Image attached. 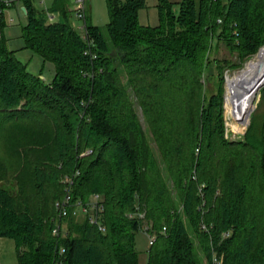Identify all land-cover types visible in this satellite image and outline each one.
Returning a JSON list of instances; mask_svg holds the SVG:
<instances>
[{"label":"trees","instance_id":"16d2710c","mask_svg":"<svg viewBox=\"0 0 264 264\" xmlns=\"http://www.w3.org/2000/svg\"><path fill=\"white\" fill-rule=\"evenodd\" d=\"M106 2L109 23L92 26L87 14L82 32L67 0L43 10L31 0L0 5L2 28L4 11L21 3L25 47L55 66L43 82L1 36L0 134L23 121L52 128V166L33 167L36 187L54 203L69 189L75 205L97 206L96 224L68 217L57 238L54 205L46 219L43 197L38 208L0 185V237L14 241L18 264H54L60 247L63 264H139L138 230L155 235L146 264H211L213 255L264 264V118L228 141L223 88L206 97L201 83L212 35L242 60L218 70L240 69L264 46V0H181L177 12L158 0L156 27L138 22L146 0Z\"/></svg>","mask_w":264,"mask_h":264},{"label":"rangeland","instance_id":"374dc122","mask_svg":"<svg viewBox=\"0 0 264 264\" xmlns=\"http://www.w3.org/2000/svg\"><path fill=\"white\" fill-rule=\"evenodd\" d=\"M172 4L173 11H178V3L181 0H168ZM4 1H0V5L5 6ZM147 9L140 10L138 12V22L144 26L156 27L158 22L157 10L155 6L158 0H146ZM70 4L73 7L72 1ZM88 19L92 26L104 29L109 23V13L106 0H90L87 7ZM12 22H9V20ZM5 25L0 27V38L3 35L6 40V46L8 50L14 51L15 58L25 65L26 70L34 75L39 76L43 82L49 83L55 76V66L52 62H43L42 58L32 50L25 47L24 39L22 38V27L26 25V17L22 11V7H18V12L11 7L4 11ZM64 21V19L58 15L54 18L53 22ZM71 25L79 31V28L83 25L81 20H78L74 12L71 13L69 18ZM2 32V34H1ZM264 48H260L259 57L253 59L255 55L246 60L240 69L230 70L229 68L217 69V65L222 64L231 65L234 63H241L242 60L237 59L236 54L229 53L225 42L219 40L216 35H212L209 42L208 51L205 56V69L202 73L201 83L203 84V92L208 97L210 93L216 91V86L221 85L223 91H226L225 78L227 76L234 77L240 73L241 69L251 62L257 63L261 58V51ZM224 60L230 62H223ZM253 60V61H251ZM251 61V62H249ZM248 63V64H247ZM247 64V65H246ZM245 67V68H246ZM244 68V69H245ZM243 71V70H242ZM229 72V73H228ZM211 75V76H210ZM227 75V76H226ZM211 78H210V77ZM232 77V78H233ZM231 78V79H232ZM231 79L228 80V97L227 101L230 103L229 110L232 117L237 120L246 119L247 115L253 108V100L246 111H241L231 104L233 89L231 85ZM124 81V78L122 79ZM226 93V92H225ZM223 93V96L225 95ZM256 99L254 102V109L248 115L245 120V126L238 124L228 114L227 109H223V96H222V117L224 126V137L228 141H243L249 125L253 124L255 127H259L264 118V85L258 88L256 91ZM136 113L141 122L144 130H146V122L142 116L139 105H135ZM148 140L151 147L154 150L155 156L160 160L158 152V145L153 141L150 134L147 133ZM53 141L52 128H42L40 122L23 121L11 124L7 127L6 131L0 134V159L4 161L3 165L6 170V178H1L0 173V185L14 188L15 193L22 197H31L36 207H40L42 197L45 200V218L48 219L52 215L54 205L53 192L40 193L38 187L34 183L33 167H47L52 166L50 164L51 143ZM8 180V181H7ZM53 191L55 193L56 189ZM144 228L147 225H143ZM151 235L144 230H138L135 235V248L139 254V264H146L148 258V250L150 248L149 242Z\"/></svg>","mask_w":264,"mask_h":264},{"label":"built area","instance_id":"2783aa9c","mask_svg":"<svg viewBox=\"0 0 264 264\" xmlns=\"http://www.w3.org/2000/svg\"><path fill=\"white\" fill-rule=\"evenodd\" d=\"M11 1L12 0H5L4 3H5V5H9L11 3ZM72 3H73L72 12H74L75 17L78 20H81L83 23V25L79 28V30L82 32L85 30V25H86L85 22H86V18H87V14H88L87 13L88 0H72ZM47 15H48L49 20L53 22L55 15L50 14V13H48ZM243 69H241V71ZM232 77L227 76L225 78L226 91H224V93L225 92L226 93L223 96V109H225V108L227 109L229 116L234 121H237L238 124H240V125L242 123V125L245 126V123H246L245 120L247 119L248 115L253 111V109L255 107L254 102L256 99V95L254 96V100H253V108H252L251 112L247 115L246 119L237 120V119H235V117H232L230 110H229L230 103H228V101H227V97L229 94V92H228V80H230ZM65 181L69 182L71 184V180H69L68 177L65 178ZM68 190L69 189H67V192L65 193L64 197H62L60 200H57L54 203V209L57 213V218H56V221H54V228L52 230V236L53 237H57V238L59 237L60 238L61 234H63V229L65 228V224L62 223V221L68 217H78L80 215H83V216H86L88 218L90 224L94 225L97 222V218H96L97 206L95 204H92L90 206L81 205V204L75 205V203L72 202V200H71V195H70V193H68ZM95 198L98 199L97 196H95ZM139 217H142V215L140 214ZM99 229L102 230L101 228H99ZM202 229L206 230L205 226L202 225ZM165 230L166 229L163 228L162 232L164 233ZM150 235H151V240L149 242V246H151L155 241V235L154 234H150ZM226 235L227 234H224L223 236H226ZM64 253H65L64 248L60 247L58 252H57L56 261L54 264H63L64 263L62 261V257L64 256ZM211 264H221V260L217 256L213 255L212 259H211Z\"/></svg>","mask_w":264,"mask_h":264},{"label":"bare ground","instance_id":"6f19581e","mask_svg":"<svg viewBox=\"0 0 264 264\" xmlns=\"http://www.w3.org/2000/svg\"><path fill=\"white\" fill-rule=\"evenodd\" d=\"M262 58L257 62L247 63V67L231 79L233 96L231 104L241 111H246L259 87L264 85V48Z\"/></svg>","mask_w":264,"mask_h":264},{"label":"crops","instance_id":"0c3cea01","mask_svg":"<svg viewBox=\"0 0 264 264\" xmlns=\"http://www.w3.org/2000/svg\"><path fill=\"white\" fill-rule=\"evenodd\" d=\"M67 1L69 10H72V5L70 4L72 0ZM89 1L90 0H88V2ZM198 1L199 0H195V2ZM31 2L35 7L43 10L50 8L54 0H31ZM19 6H21V3L13 5L16 12H18ZM9 22H12V20L10 19ZM0 264H18L15 243L11 239L0 237Z\"/></svg>","mask_w":264,"mask_h":264},{"label":"water","instance_id":"95a60500","mask_svg":"<svg viewBox=\"0 0 264 264\" xmlns=\"http://www.w3.org/2000/svg\"><path fill=\"white\" fill-rule=\"evenodd\" d=\"M22 11H23V12L25 11L24 8H22Z\"/></svg>","mask_w":264,"mask_h":264}]
</instances>
